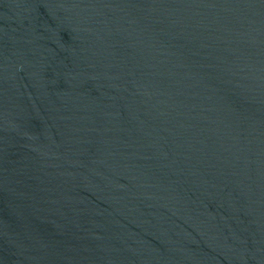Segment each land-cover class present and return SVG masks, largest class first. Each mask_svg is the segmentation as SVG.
I'll return each mask as SVG.
<instances>
[{
    "label": "water",
    "instance_id": "obj_1",
    "mask_svg": "<svg viewBox=\"0 0 264 264\" xmlns=\"http://www.w3.org/2000/svg\"><path fill=\"white\" fill-rule=\"evenodd\" d=\"M0 264H264V0H0Z\"/></svg>",
    "mask_w": 264,
    "mask_h": 264
}]
</instances>
